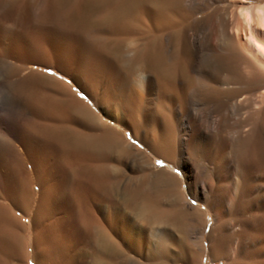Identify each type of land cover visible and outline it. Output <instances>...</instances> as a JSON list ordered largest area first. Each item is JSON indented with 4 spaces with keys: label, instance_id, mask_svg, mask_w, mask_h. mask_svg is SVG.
Returning a JSON list of instances; mask_svg holds the SVG:
<instances>
[{
    "label": "bare ground",
    "instance_id": "1",
    "mask_svg": "<svg viewBox=\"0 0 264 264\" xmlns=\"http://www.w3.org/2000/svg\"><path fill=\"white\" fill-rule=\"evenodd\" d=\"M55 4L51 19L77 18L81 29L53 36L67 46L61 56L79 55L93 83L80 73L71 79L124 131L75 94L38 83L29 92L35 119L21 126L24 83L6 84L7 60L48 54L0 23V194L22 216L34 206L31 255L22 216L0 202V264H124L130 254L141 264H202L206 243L212 262L264 264V0H71L62 12ZM70 70L62 69L68 77ZM98 77L115 87L98 95ZM74 102L101 124L71 117L66 104ZM126 130L182 178L156 167ZM65 131L71 145L59 136ZM41 135H52L50 145L38 142ZM103 146L118 161L132 158L161 200L149 189L125 192L120 175L105 168ZM30 183L46 186L38 198Z\"/></svg>",
    "mask_w": 264,
    "mask_h": 264
},
{
    "label": "rangeland",
    "instance_id": "2",
    "mask_svg": "<svg viewBox=\"0 0 264 264\" xmlns=\"http://www.w3.org/2000/svg\"><path fill=\"white\" fill-rule=\"evenodd\" d=\"M71 0H0V23L7 25L13 29L14 32H18L22 35H26L30 38L31 42L36 44L38 47H40L42 50L46 52L45 57H42L41 59L34 61V60H28L23 59L18 61L16 58L11 57L7 60V69H5V72L7 74L6 84L9 86L10 89L14 90L17 85H13L14 82L19 81L24 83V91L22 95V99L24 101L25 107L23 111L21 112L19 116V124L23 126L25 129H30L32 126V123L34 121V112L38 108L35 101L29 96V92L31 90V86L34 83L41 84L43 86H48L52 88V90H56L60 93L62 89L70 94V92L77 97L79 100H83L89 107L95 111L99 117L106 122L108 125L118 128L121 131H124L121 126L113 122L111 119H109L105 114L100 110L99 107H97L91 98H89L85 92L79 88L71 79L72 75H77V73L84 77L86 82L92 85L93 81L91 78L87 77L86 72L84 71L83 65L84 63L81 60V57L77 55L76 53L74 56H69L70 59H67L64 56H61V53L63 50H68L67 46L64 42H59L53 39V36L56 35L57 32L64 33L65 35L68 34H74L78 31H81L79 29H75V26L78 24L77 18L69 19L65 16H62L60 18V21L51 19L49 16V12L52 13V6L55 4V8L57 12H62L66 10V7L68 6V3ZM51 10V11H50ZM47 11V14L45 12ZM210 10L205 11L201 14V16H207ZM68 21H67V20ZM77 22V23H76ZM72 23V24H70ZM62 24V25H61ZM76 24V25H75ZM74 25V26H73ZM63 26V27H62ZM83 28H93L95 26L93 25H85L82 26ZM53 34V35H52ZM43 35V36H42ZM56 43V44H54ZM126 45H122L119 50L121 51V56L119 58V61H117V65L119 70L123 73V68L126 65V57L124 54V49ZM122 49V50H121ZM186 54L190 55L192 54L190 51H187ZM26 56V55H24ZM50 56V57H49ZM191 56V55H190ZM27 57V56H26ZM62 57V58H61ZM61 61L62 59H64ZM67 61V62H65ZM35 62V63H34ZM3 64V60L0 58V68ZM70 68L71 72L69 74L70 77L63 74L62 69ZM81 69V70H80ZM4 71V70H3ZM36 71L42 72V74L48 75L51 78L57 79V82L53 81L41 74L36 73ZM84 72V73H82ZM124 74V73H123ZM54 76V77H53ZM46 77V78H45ZM48 79V80H47ZM100 80V81H99ZM62 81V82H61ZM110 78L105 77H98V79L95 81V91L98 93V95H101L104 88H109L110 85L115 87L114 83L115 81L111 82ZM111 82V83H110ZM67 85V87H71L70 89L66 90L63 88L64 85ZM114 84V85H113ZM63 85V86H62ZM49 88V89H50ZM72 90V91H71ZM36 104V106H35ZM74 105V106H73ZM73 105H67L69 108L68 114L71 115V117L82 119L84 122L90 123L92 125H100V119L97 116L91 115L90 111L88 109L84 108L80 104L74 102ZM78 106V107H76ZM41 111L48 112L50 111L49 108H45V106L41 107ZM62 134V133H61ZM52 135H41L38 138V142L43 143H51L53 139H51ZM62 140L65 142H69L68 144H72V136L68 131L63 132L62 135H59ZM124 136L131 141L135 146L139 147L141 150L145 151L152 159L154 160L155 166L158 168H167L168 170L172 171L173 173L177 174L182 178L181 172L178 168H176L172 164H168L166 161H164L161 158H158L154 156L147 148L144 147L139 141H137L135 138H133L130 131H125ZM49 139L51 141H49ZM86 149H89V144H87ZM84 147V148H85ZM102 152L106 155V166L105 168L109 170V172L112 173H118L120 175L121 184L120 187H122L125 192H128L129 194L135 196L140 191H147L149 189V184L145 181H142L139 177V173L135 170L133 160L130 159H121L117 160L115 157V153H112L111 151H107L108 149L106 147H102ZM109 156V157H108ZM52 160H49V164ZM27 169V170H26ZM25 171L32 172L33 167L29 163L27 164ZM46 186H41L39 188L38 185L30 183V194L33 196V198L39 197V191ZM103 188L101 191L103 193H108V187L102 186ZM107 187V188H106ZM183 187H186V184L183 185ZM46 189V188H45ZM105 191V192H104ZM150 193H152L155 197H157L159 200H161V193L158 189L155 187L148 190ZM164 196V195H162ZM163 198V197H162ZM147 203L152 204L153 198L150 196H147L146 198ZM161 203L162 206L166 207L167 204L162 200ZM196 205L205 208L206 206L204 204H201L199 202H195L192 200ZM0 202L7 203L10 210L13 211V213L18 214V216H22L18 210H16L10 203L7 202V200L0 194ZM34 211V206H32L29 210V214L22 216V221L27 226L26 231V240L29 244L28 250L30 251V254L32 255L33 252V240H34V230L32 229V215ZM123 211L129 212L130 208L125 205L123 206ZM50 221L54 218H49ZM212 217L209 215V225L206 229V234H208L210 229V224L212 223ZM50 223V222H49ZM131 224L128 225L127 230L134 232L136 231V225L133 221L130 222ZM208 244L206 243V251L203 255V261L202 264H221V261L212 262L208 256ZM145 260L139 256H136L135 254H130L126 259L124 264H141L144 263ZM27 264V263H26ZM28 264H35L33 260H30Z\"/></svg>",
    "mask_w": 264,
    "mask_h": 264
}]
</instances>
